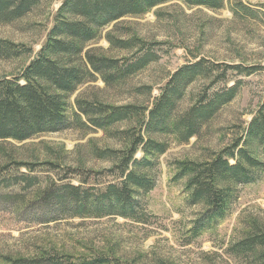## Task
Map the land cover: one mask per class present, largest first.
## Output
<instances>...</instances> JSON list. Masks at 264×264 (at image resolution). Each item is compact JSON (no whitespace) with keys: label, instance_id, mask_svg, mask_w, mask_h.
I'll return each instance as SVG.
<instances>
[{"label":"rangeland","instance_id":"374dc122","mask_svg":"<svg viewBox=\"0 0 264 264\" xmlns=\"http://www.w3.org/2000/svg\"><path fill=\"white\" fill-rule=\"evenodd\" d=\"M65 1L43 0L22 18L0 20V42L21 50L17 56L0 58V79L20 77L37 58ZM109 36L131 44L129 48L118 42L113 45ZM85 46L82 58L94 50L119 61V66L143 54L152 61L110 85L96 75L69 97L68 115L78 110L77 99L134 106L139 115L106 132L88 125L82 116V123L76 121L59 132L24 142H0V264H17L16 260L49 264L45 261L53 259L62 264L101 259L106 264H254L234 253L232 246L246 237L253 220L264 224V171L254 182L238 185L227 214L199 231L195 228L204 209L190 204L186 180H176V175L180 162H205L244 140L263 108L264 0H227L217 11L173 1L100 28ZM200 60L213 66L212 76L186 87L173 109L177 127L150 134L145 128L141 131L144 140L152 139L167 149L149 159L154 186L139 194L138 218L82 217L72 205L64 208L53 198L45 199L47 193L53 195L68 184L88 190L119 182L115 166L125 141L138 131L134 128L141 121L148 122L171 77ZM238 67L254 71L248 75ZM234 86L236 97L186 140L178 119ZM143 157L140 151L136 155L138 160Z\"/></svg>","mask_w":264,"mask_h":264},{"label":"trees","instance_id":"16d2710c","mask_svg":"<svg viewBox=\"0 0 264 264\" xmlns=\"http://www.w3.org/2000/svg\"><path fill=\"white\" fill-rule=\"evenodd\" d=\"M43 0H0V20L9 22L31 12ZM178 1L189 7H205L220 10L227 0H66L59 10L55 26L37 58L30 63L20 77L0 79V142H24L35 136L55 133L71 127L74 122L87 119L88 125L107 131L119 122L131 120L139 115L134 106H104L85 100H78V110L70 117L69 97L96 75L110 85L123 81L148 65L152 60L148 54L122 66L120 62L88 50L82 54L85 44L95 39L100 28L125 17H139L161 5ZM244 8V6H242ZM111 44L129 48L124 40L108 37ZM131 44V43H130ZM9 42H0V58L17 56L21 50ZM135 58V55L132 56ZM127 61H130V59ZM215 67V66H214ZM240 73H253L254 68H235ZM213 66L200 60L178 70L170 79L155 107L149 113L148 122L141 121L131 138L125 141V148L119 163L117 183H109L104 189L91 187L88 190L72 184L58 188L55 194L47 193V199H54L64 208L71 205L82 217L103 218L120 216L126 219L138 218L141 209L139 194L150 191L154 180L149 174L153 167L150 158L166 151L164 144L152 139L144 140L141 131L150 134L168 130L175 126L173 109L182 97L186 87L198 78L210 79ZM226 76L224 73L223 78ZM237 95L234 86L212 95L209 102L193 107L178 122H181L185 139L193 137L200 125L208 120L217 109L230 103ZM82 123V122H81ZM174 123V124H173ZM243 142V144H242ZM143 153L138 160V152ZM116 154V153H113ZM105 155V154H102ZM109 155V154H107ZM105 157V156H102ZM264 106L253 118L245 139L238 140L230 148L214 154L205 162H180L176 180H186V190L191 205L204 209L195 231L209 226L216 218L227 214L235 188L249 184L264 171ZM234 161V163L231 162ZM202 223V224H201ZM234 253L252 259L254 264H264V224L253 220L248 234L232 246ZM107 260L84 261L82 264H106ZM17 264H44V260H16ZM62 264L56 259L45 261ZM75 264V263H68Z\"/></svg>","mask_w":264,"mask_h":264}]
</instances>
